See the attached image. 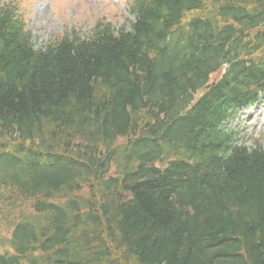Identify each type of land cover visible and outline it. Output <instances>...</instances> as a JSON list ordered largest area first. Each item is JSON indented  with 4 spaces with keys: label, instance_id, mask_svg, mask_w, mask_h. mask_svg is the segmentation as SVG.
Wrapping results in <instances>:
<instances>
[{
    "label": "trees",
    "instance_id": "trees-1",
    "mask_svg": "<svg viewBox=\"0 0 264 264\" xmlns=\"http://www.w3.org/2000/svg\"><path fill=\"white\" fill-rule=\"evenodd\" d=\"M127 14L35 49L0 3V264H264V0Z\"/></svg>",
    "mask_w": 264,
    "mask_h": 264
},
{
    "label": "rangeland",
    "instance_id": "rangeland-1",
    "mask_svg": "<svg viewBox=\"0 0 264 264\" xmlns=\"http://www.w3.org/2000/svg\"><path fill=\"white\" fill-rule=\"evenodd\" d=\"M129 0H0L20 11L26 22V29L33 35L35 49L47 44L65 31H76L85 36L99 20H107L113 25L132 21L127 14ZM211 76V81L219 75ZM232 124L242 144L248 147L257 141L264 150V98L250 110L238 113ZM7 232L0 224V238ZM4 249H0V252Z\"/></svg>",
    "mask_w": 264,
    "mask_h": 264
}]
</instances>
